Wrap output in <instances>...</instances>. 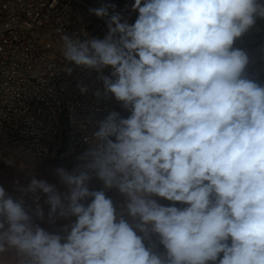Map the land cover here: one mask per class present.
Instances as JSON below:
<instances>
[{"label": "clouds", "instance_id": "9594fccd", "mask_svg": "<svg viewBox=\"0 0 264 264\" xmlns=\"http://www.w3.org/2000/svg\"><path fill=\"white\" fill-rule=\"evenodd\" d=\"M116 8L89 9L105 20L103 39L64 32L61 51L100 74L97 97L130 114L109 113L79 163L55 170L65 192L34 176L16 182L20 197L0 186V254L14 250L17 264H264V84L234 47L264 20V0H134L131 24ZM93 178L124 197L121 211L90 190ZM38 192L49 223L75 217L65 235L34 222L45 219ZM154 235L163 254L144 242Z\"/></svg>", "mask_w": 264, "mask_h": 264}, {"label": "built area", "instance_id": "2783aa9c", "mask_svg": "<svg viewBox=\"0 0 264 264\" xmlns=\"http://www.w3.org/2000/svg\"><path fill=\"white\" fill-rule=\"evenodd\" d=\"M133 2L0 0V172L8 161L71 171L90 147L85 137L91 142L99 121L113 111L125 118L130 114L113 97L96 96L103 93L99 73L64 61L60 37L66 32L83 38L87 32L103 39L105 20L89 9L114 3L131 24L137 16ZM258 34L253 30L237 42L250 57L248 77L264 84V35L250 38ZM65 63L73 68L71 75L63 71ZM110 72L106 68L103 74Z\"/></svg>", "mask_w": 264, "mask_h": 264}, {"label": "crops", "instance_id": "0c3cea01", "mask_svg": "<svg viewBox=\"0 0 264 264\" xmlns=\"http://www.w3.org/2000/svg\"><path fill=\"white\" fill-rule=\"evenodd\" d=\"M33 176L38 180L42 179L49 184L55 185L57 190L61 193L67 190L66 187L60 182L58 176L56 175V171L33 165L18 167L15 162H13L12 165H8L2 172H0V186H3L6 192L14 198L20 197L21 193L16 190V182L19 181L20 186L27 187ZM89 188L90 190H100L105 192L106 196L110 197L117 206V211L122 210L121 206L124 203V197L116 189L107 188L99 179L97 183L89 182ZM37 195L40 197L38 203L44 210L45 219L41 221L34 217V222L49 232H57L65 235V233L61 232V229L64 225H70L73 223L75 221V217L57 218L54 223H49L47 219V213L50 206L45 203L46 196L40 192H38ZM23 199L25 201L26 207H29L30 210L36 207V202H34L35 197L32 196V194L24 195ZM90 202V199L84 201L85 204ZM125 218L129 219L126 213ZM129 222L131 223L130 219ZM144 242L147 245H152L151 241L146 240ZM17 261L18 257L16 256L14 250H8L7 252L0 254V264H17Z\"/></svg>", "mask_w": 264, "mask_h": 264}, {"label": "rangeland", "instance_id": "374dc122", "mask_svg": "<svg viewBox=\"0 0 264 264\" xmlns=\"http://www.w3.org/2000/svg\"><path fill=\"white\" fill-rule=\"evenodd\" d=\"M253 30L258 31V33H259L258 35H254L253 38L250 37L251 40L255 41V40H257V39L259 38V36L264 35V20L257 19L256 25L254 26V28H252L247 34H248V35H251V32H252ZM250 45H251V44H250ZM234 47L239 48V47H238V42H237V41L235 42ZM97 181H98L97 178H93L90 182H92V183H97ZM156 199H158V201H159L161 204L165 205V206H171V205H172V202H168L167 200H164V199H162V198H158V197H157ZM175 206H176V205H175ZM153 250H155V249H153Z\"/></svg>", "mask_w": 264, "mask_h": 264}, {"label": "trees", "instance_id": "16d2710c", "mask_svg": "<svg viewBox=\"0 0 264 264\" xmlns=\"http://www.w3.org/2000/svg\"><path fill=\"white\" fill-rule=\"evenodd\" d=\"M176 206L177 207H183V205H181V204H179L178 202L176 203ZM151 243H152V245L154 244L155 245V251H157V252H159V253H164L165 252V249H164V247H163V245H161L160 243H159V240H158V238L154 235V236H152V238H151Z\"/></svg>", "mask_w": 264, "mask_h": 264}, {"label": "bare ground", "instance_id": "6f19581e", "mask_svg": "<svg viewBox=\"0 0 264 264\" xmlns=\"http://www.w3.org/2000/svg\"><path fill=\"white\" fill-rule=\"evenodd\" d=\"M118 212H119V210H118Z\"/></svg>", "mask_w": 264, "mask_h": 264}]
</instances>
